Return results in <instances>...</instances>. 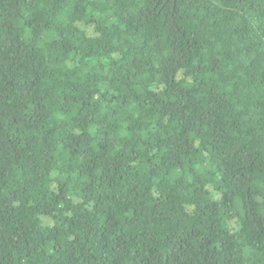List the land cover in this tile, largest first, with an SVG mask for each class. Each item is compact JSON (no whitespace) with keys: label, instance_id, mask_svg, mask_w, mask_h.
<instances>
[{"label":"trees","instance_id":"trees-1","mask_svg":"<svg viewBox=\"0 0 264 264\" xmlns=\"http://www.w3.org/2000/svg\"><path fill=\"white\" fill-rule=\"evenodd\" d=\"M0 264H264V0H0Z\"/></svg>","mask_w":264,"mask_h":264}]
</instances>
